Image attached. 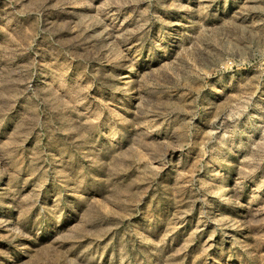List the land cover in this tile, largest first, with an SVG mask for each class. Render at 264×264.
<instances>
[{
  "label": "rangeland",
  "instance_id": "1",
  "mask_svg": "<svg viewBox=\"0 0 264 264\" xmlns=\"http://www.w3.org/2000/svg\"><path fill=\"white\" fill-rule=\"evenodd\" d=\"M0 264H264V0H0Z\"/></svg>",
  "mask_w": 264,
  "mask_h": 264
}]
</instances>
